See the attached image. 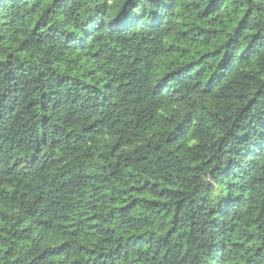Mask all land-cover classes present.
<instances>
[{
	"label": "clouds",
	"instance_id": "9594fccd",
	"mask_svg": "<svg viewBox=\"0 0 264 264\" xmlns=\"http://www.w3.org/2000/svg\"><path fill=\"white\" fill-rule=\"evenodd\" d=\"M89 250L264 264V0H0V264Z\"/></svg>",
	"mask_w": 264,
	"mask_h": 264
},
{
	"label": "trees",
	"instance_id": "16d2710c",
	"mask_svg": "<svg viewBox=\"0 0 264 264\" xmlns=\"http://www.w3.org/2000/svg\"><path fill=\"white\" fill-rule=\"evenodd\" d=\"M207 12L208 10L205 9ZM219 26L212 27L210 25L205 26L202 31L208 34H212L215 32H218ZM186 55L183 57V60L181 61L184 63L185 61L188 63H198L201 59H203L205 56H212L215 54L216 49L214 47H211L210 45H204V46H196L195 44L192 45V47L185 48ZM95 86V85H93ZM101 88L106 87V85L101 84ZM134 196H136L139 199H148L150 194L149 193H144V194H138V193H133ZM132 203H135L133 201ZM149 203L154 204V205H159L160 203H164L163 200L157 198V199H149ZM130 204L124 205V207H130ZM87 219H90V225L89 227H95L96 226V221L95 217H88ZM69 226V225H66ZM95 253L94 250H89V252H85L82 254V262L77 261V264H89V260L94 257Z\"/></svg>",
	"mask_w": 264,
	"mask_h": 264
}]
</instances>
